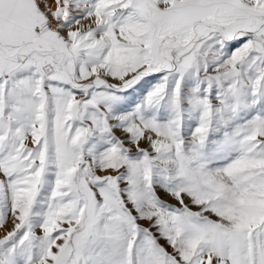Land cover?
Instances as JSON below:
<instances>
[{"label":"snow or ice","instance_id":"6c2138e0","mask_svg":"<svg viewBox=\"0 0 264 264\" xmlns=\"http://www.w3.org/2000/svg\"><path fill=\"white\" fill-rule=\"evenodd\" d=\"M0 264H264V0H0Z\"/></svg>","mask_w":264,"mask_h":264}]
</instances>
